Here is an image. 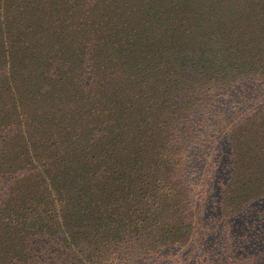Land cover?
Returning a JSON list of instances; mask_svg holds the SVG:
<instances>
[{
    "label": "trees",
    "instance_id": "trees-1",
    "mask_svg": "<svg viewBox=\"0 0 264 264\" xmlns=\"http://www.w3.org/2000/svg\"><path fill=\"white\" fill-rule=\"evenodd\" d=\"M162 1L151 9L136 5L135 0H3L9 11L22 7L29 14L26 23L11 17L7 28L0 26V39L8 37L6 46H23L29 37H37L36 43L53 39L63 55L57 59L54 72L36 78L31 91L12 96L25 110H33L32 116L29 113L27 119L24 116L11 127L7 117L0 120L3 128L9 127L0 136V264L95 263L94 248L98 236L106 233L107 226L101 224L106 216H99L102 211L95 210L97 206L90 209L89 204L114 199L121 203L139 199L143 204L150 186L137 184L139 177L143 179L139 173L146 166L148 182L160 177L153 170L155 165L146 159L155 164V157L156 161L165 159L155 151L167 148V140L127 154L126 139L132 133L147 132L148 125L164 124L167 112L187 119L191 113H179L184 106L196 103L188 97L190 90L217 81V74H186V61L181 62L184 58L169 59L166 55L172 47L148 38L154 26L164 29L170 25L167 21H177L178 15L185 24L195 19V0H174L169 8L160 5ZM199 1L217 12L222 10L219 0ZM0 6L4 5L0 2ZM98 20L105 21L109 34L94 27ZM254 20L249 23L258 32L255 40L239 45L234 57L237 64L229 65V71H247L240 76L226 72L219 75L221 79H245L260 70L259 75H264V21ZM38 21L50 24L53 32L45 28L38 33ZM213 22L221 26L215 17ZM78 27L81 31L76 32ZM89 61L97 64L95 70L87 68ZM8 63L3 62V72L11 70ZM106 67L121 71L119 85L112 84ZM77 69L84 77L97 82L104 78L106 82L98 94L100 101L86 105L74 120L67 115L72 108L68 104L78 92L58 89V84L51 82ZM159 72L163 75L158 76ZM145 87L153 92L149 100L140 109L127 110L126 104L131 105L136 92H144ZM252 118L262 120L264 111ZM129 121L138 128L129 130ZM109 228L118 235L121 225Z\"/></svg>",
    "mask_w": 264,
    "mask_h": 264
},
{
    "label": "rangeland",
    "instance_id": "rangeland-1",
    "mask_svg": "<svg viewBox=\"0 0 264 264\" xmlns=\"http://www.w3.org/2000/svg\"><path fill=\"white\" fill-rule=\"evenodd\" d=\"M158 1L135 0L136 5L151 9ZM172 1L164 0L160 5L169 8ZM0 2L4 5L0 6V26L7 28L11 17L27 22L29 14L25 9L12 7L13 13L9 14L3 0ZM219 2L222 10L217 12L195 0L193 7L198 10L189 24L178 15L177 21H167L168 27L158 29L156 25L150 32L149 39L172 47L175 53L167 54L169 59L184 58L181 62L186 61V74H217V81L190 90L188 97L196 103L184 106L179 113H191L187 119L167 112L164 124L148 125L147 132L132 133L126 139L127 154L167 140V148L155 151L166 158L156 161L155 157L156 164L153 159H146V163L155 165L153 170L160 177L148 182L146 166L139 173L143 179L139 177L137 184L150 186L143 204L138 203L139 199L89 204L90 209L97 206L95 210L102 211L99 216L106 218L101 224L107 226L106 233L98 236L93 264H264V118H252L264 111V75H259L260 70L245 79L219 76L226 72L240 76L247 71H229V65L237 64L234 57L239 45L255 40L258 32L251 29L249 22L264 21V0ZM203 4L206 7L202 9ZM186 17L189 18L185 14ZM214 17L221 26L214 24ZM38 23V33L51 27L44 21ZM193 23L199 27L196 29ZM94 27L102 34L111 31L101 20L94 22ZM79 31L78 27L76 32ZM7 38L0 39V120L7 117L11 127L33 112L25 110L12 96L31 91L37 77H48L54 72L63 53L53 39L36 43L37 37H29L23 46L11 47L4 43ZM6 60L11 70L3 72ZM195 60L200 62L193 66ZM87 64L90 70L97 65L93 61ZM67 74L51 83H57L58 89L78 92L69 101L68 107L72 108L67 115L79 116L86 105L100 101L98 94L106 80L101 78L97 82L84 77L81 69ZM105 74L113 78V85H119L123 76L121 71L108 67ZM162 75L159 72L158 76ZM152 93L145 87L144 92H136L134 101L125 108H142ZM34 117H38L36 111ZM127 123L129 130L138 128L132 121ZM7 128L0 125V136ZM118 224L121 230L115 235L109 227Z\"/></svg>",
    "mask_w": 264,
    "mask_h": 264
}]
</instances>
